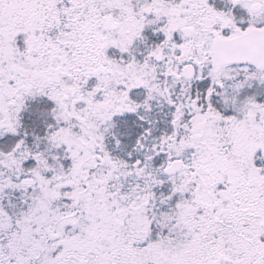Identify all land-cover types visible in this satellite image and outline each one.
Listing matches in <instances>:
<instances>
[{
	"label": "snow or ice",
	"instance_id": "6c2138e0",
	"mask_svg": "<svg viewBox=\"0 0 264 264\" xmlns=\"http://www.w3.org/2000/svg\"><path fill=\"white\" fill-rule=\"evenodd\" d=\"M0 264H264V0H0Z\"/></svg>",
	"mask_w": 264,
	"mask_h": 264
}]
</instances>
